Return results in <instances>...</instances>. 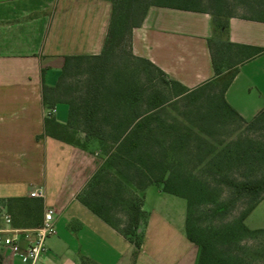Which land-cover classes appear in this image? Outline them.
Masks as SVG:
<instances>
[{"label": "crops", "instance_id": "crops-1", "mask_svg": "<svg viewBox=\"0 0 264 264\" xmlns=\"http://www.w3.org/2000/svg\"><path fill=\"white\" fill-rule=\"evenodd\" d=\"M111 13L110 0H0V199H42L39 223L53 207L56 233L46 239L36 264H207L206 250L186 236L183 197L161 185L146 187L147 218L136 250L79 197L102 162L100 153L45 131L46 116L66 123L68 110L45 99L43 83L51 88L47 94L54 90L65 55L103 50ZM211 37L209 12L153 5L132 28L129 47L168 78L194 88L215 78ZM227 38L242 52L261 49L237 66L224 92L227 103L250 120L264 108V21L232 16ZM49 109L54 111L47 115ZM35 188L42 197L30 196ZM36 226L21 211H0V235ZM19 243L25 248L27 240L20 235ZM0 264L31 261L0 242Z\"/></svg>", "mask_w": 264, "mask_h": 264}, {"label": "trees", "instance_id": "trees-1", "mask_svg": "<svg viewBox=\"0 0 264 264\" xmlns=\"http://www.w3.org/2000/svg\"><path fill=\"white\" fill-rule=\"evenodd\" d=\"M112 3V13L109 23L107 38L103 50L98 54H81L65 55L54 89H59L66 83V77L71 68L73 61L81 63L86 62L89 67V74L97 77L95 85V98L93 103H98L99 99L107 101L111 107L105 112H100L94 107L88 108L89 99L81 97L85 107L81 110L84 120L82 131L86 135L84 140L75 137L74 132L70 131L72 120V103L68 104V117L66 123H60L50 116L44 120L45 131L60 140L79 145L84 148H91L88 144L90 139L98 140L102 162L95 171L91 179L87 182L85 188L79 197L95 214L120 229L133 243L136 250L140 248L142 242V233L139 228L146 222L147 214L142 209L143 192L150 184L161 185L163 191L179 195L186 201V225L185 232L189 240L204 248L207 252V264H240L239 254L230 255L228 250L220 249L224 242L227 244L237 243L239 238L250 232H264L262 228H249L244 220L255 208V206L264 199V174L243 177L227 178L226 174L222 175L219 180H224L232 192L238 194L246 193L250 195L247 206L242 210L239 218L217 230L210 227H202L195 215V201L191 194L190 184L193 182L190 178H184L182 175L174 174V164L179 161L172 151L174 148H183L185 144L177 146L175 143H167L159 137V123H153L159 119V112L164 107V97L161 93H145L143 89L131 90L123 88L118 92H112L110 86L105 82V68L107 65V50L110 43L117 36L124 37L126 30L128 32L127 41L129 44L132 28L138 26L150 6H165L185 10L205 11L212 15L213 37L209 39V48L211 51L215 78L207 81L197 87L188 88L176 80L168 78L165 73L148 59L137 57L138 60L147 63L154 70L158 71L166 82H171L178 87V93L189 94L193 96L204 86L216 78L222 76L228 68H233L229 77L221 83L220 97L218 106L227 113L237 116L241 121L247 122L233 107H231L224 97V92L237 72V66L245 59L251 57L254 53L259 52L260 48H251L249 51L240 50L241 45L232 43L227 38V27L229 18L240 16L264 21V15H242L236 14L227 7L222 0H110ZM244 2V0H243ZM247 5L255 7L257 10H264L260 1H245ZM230 4V3H229ZM252 11V10H251ZM219 37L223 46L227 49V56L221 57L218 53L222 49L221 45H216V38ZM130 49V47H129ZM131 52V51H130ZM107 54V55H106ZM92 86L91 77L86 81V89L90 91ZM45 99L50 87L43 83L42 85ZM111 92V93H110ZM107 94V95H106ZM106 96V97H105ZM60 101V100H55ZM63 101V100H62ZM87 106V107H86ZM102 119H111L116 121L108 129L100 122ZM264 119V108L261 109L253 118L248 120V125H253ZM159 127V128H158ZM90 138V139H89ZM236 155H248L236 142ZM178 151V150H177ZM250 155H257L255 153ZM104 156V157H103ZM175 159V160H174ZM180 162V161H179ZM111 176L117 182V190H112L105 185L104 178ZM107 184V183H106ZM129 185L131 194L128 199V208L121 227L111 220L110 212L112 211L111 202L115 194H120L118 187ZM91 189L87 192V188ZM6 209L7 212H23L27 224L39 225V219L43 211L42 199L29 201L24 197H10L0 199V211ZM227 246V245H226Z\"/></svg>", "mask_w": 264, "mask_h": 264}, {"label": "rangeland", "instance_id": "rangeland-1", "mask_svg": "<svg viewBox=\"0 0 264 264\" xmlns=\"http://www.w3.org/2000/svg\"><path fill=\"white\" fill-rule=\"evenodd\" d=\"M222 1L228 3L226 10L236 14L264 15V10H257L245 3V1H260L264 6V0ZM128 32L126 30L123 38L121 36L114 38L108 47L107 65L104 70L105 82L112 92L127 88L143 89L146 94H162L165 100L164 107L159 112V119L154 120L153 123H159L161 127L158 130L159 137L164 139L166 144L175 143L177 146L185 144L183 148L177 147L178 151L172 149L176 153L174 156L180 161L174 163L176 165L173 171L174 174L193 181L190 189L194 196L197 222L202 227L217 230L236 221L247 206L250 195L232 192L224 180L219 179L223 174H226L227 178L237 179L264 174V119L256 124L248 125V120L243 122L218 106L219 85L226 81L233 68L226 69L222 76L204 86L200 91L198 90L193 96L178 93V87L175 84L166 82L158 71L131 54L127 41ZM215 38L216 45L222 46V49L218 51L219 55L227 56V49L223 46L221 38ZM88 69L86 62L73 61L66 83L47 94L51 104H54L55 100H60L56 101L60 109L67 105L68 110V104L64 101L72 103V120L69 128L80 140L86 138L82 131L84 120L80 113L85 105L80 102L81 97L89 99L88 108L94 107L100 112H105L111 107L102 96L98 103H93L96 94L95 85L98 81L96 76L89 74ZM88 77L92 80L90 91L86 89ZM67 114L68 112H66V118ZM100 122L108 129L116 121L101 118ZM236 142H240V146L243 147L244 152L246 149L245 153L248 155L235 154ZM88 144L91 149L104 155L100 151L98 140L90 139ZM253 153L257 155H250ZM104 183L112 190H117V182L111 176L104 178ZM152 187L151 189H155L154 185ZM90 189L91 187H88L86 191ZM118 189L121 190L120 194L116 193L111 199L110 216L114 224L121 227L131 194L129 185L118 187ZM149 200L151 201L150 196ZM244 222L251 228L264 227V199L256 205ZM220 249L228 250L232 256L239 254L240 264H264V232H250L242 236L238 240V246L237 243L224 242Z\"/></svg>", "mask_w": 264, "mask_h": 264}, {"label": "built area", "instance_id": "built-area-1", "mask_svg": "<svg viewBox=\"0 0 264 264\" xmlns=\"http://www.w3.org/2000/svg\"><path fill=\"white\" fill-rule=\"evenodd\" d=\"M53 111L54 109H49L46 114L50 115ZM30 196L42 197L43 190L35 188L30 192ZM6 221L10 222L9 216H6ZM9 231L7 234L0 235V242L9 247L13 254L30 259L31 264H36L45 250L46 239L56 233L53 207L45 209L40 225L33 228H11ZM20 235L27 240L25 248H22L19 243Z\"/></svg>", "mask_w": 264, "mask_h": 264}]
</instances>
